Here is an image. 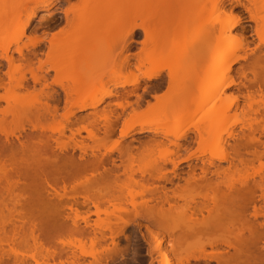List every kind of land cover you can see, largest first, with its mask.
Here are the masks:
<instances>
[{"label":"rangeland","instance_id":"374dc122","mask_svg":"<svg viewBox=\"0 0 264 264\" xmlns=\"http://www.w3.org/2000/svg\"><path fill=\"white\" fill-rule=\"evenodd\" d=\"M37 1H53V5L46 10L40 8L37 10L36 17H34L29 27L26 28L24 36L21 37V39L17 42V45L11 47L10 51V55L12 53L13 58H15L13 69L14 76L18 78L24 75L29 82V88L27 90H19L14 88V85H12L11 87L13 91L11 90L12 96L10 97L9 102L7 103L1 101L0 103V108H5L7 106H12L15 108L13 109L15 113V116L13 117V124L10 122L12 118L9 117L6 123L1 126L6 131L8 128V131L14 136H19L23 130L28 133V131L32 128V125L36 126V128L38 127V131L46 132L47 130V133H52V131H54V134H57L60 130H63L59 126V121L60 125L62 122V126L65 128V123L62 120L64 115L71 111H76L75 109L77 106L83 103L89 104L92 102V100L90 101L89 97H87L89 99L85 98V100H78V98L75 96V88L70 86L69 78L79 74L82 75V78L86 81L88 80L87 78H90L89 80L93 82L92 85L89 86H91L90 91L95 94L94 97L96 98L94 99L100 98V96L103 95L101 94L102 90H106L107 88H113V92L119 91V94L122 96H112L105 98L97 107H95V109L93 108L92 110L88 109L86 111L77 112L75 118L72 119L74 125L71 128V132L76 133L79 131V136H76L77 139L83 141V144L89 147V149H94L102 142L103 143L98 146L100 147L101 152L104 150L108 152L115 147L118 149H126L127 146H129L128 144L132 141L131 143L134 146H131H133V152H135V148L138 147L136 146L138 141H141L147 137H152L153 135L142 133L120 138V130L126 129L128 126L127 124L131 123V121L148 124V126L151 128H156L158 125L160 126L161 124H166V126H168L167 128L169 129V127H171L173 124L172 121L174 116V114L171 113L169 109L173 108L172 105L174 99H176L174 100L175 102L180 99L179 94L182 87L185 86L187 76L190 75L193 70L204 72L210 69V61H207L205 64L201 63L195 65L194 62L191 63V60H189V58L185 57L184 55L179 59L175 57V54H183L187 51H190L189 48L192 43L198 44L201 42V40H203L204 30L214 16L211 15L214 5L210 2H206V6L203 9L204 11L201 15V18L198 17L188 28L185 27V29L181 31V33L183 32V35H181V38L176 41L178 42V45L174 41L176 38L174 37L175 34L172 30V24H170L169 21L170 16L175 14V10L171 5L167 6L164 3H157L153 11L157 17V22H160L161 24L156 22L157 24L155 27L157 26V28H159L158 30L161 29L162 31L167 27V31L163 38H159V40L164 42L163 46L153 49L148 47V49L144 51L146 53L148 52L146 54L147 60L144 59L142 56L143 54L139 52L141 49V42L144 41V36L141 30H135L132 42L130 43V47L128 49V54L130 55L128 64L121 70L117 69L116 71L112 72L114 62L102 61L105 58H103V56L108 47L107 45L112 43L113 39L117 38L119 32H122V38L126 36L123 34L128 32L125 29L130 25L122 24L124 28L122 29L119 27V29L122 31L117 29L118 32L115 30L117 35L113 34L112 36H110L111 34H108L110 33L108 30L105 32L102 31L103 33L101 31H96V33H94V29L92 30L89 27L90 30L88 31L87 28L84 27L86 25V19H88L87 17H89L90 14L93 12H103L104 10L111 8L112 3H110V1L27 0L26 6L23 7V11H21L23 13L21 14L18 25H22L23 22H25L27 16L35 9V7H37ZM108 4L111 7H108ZM197 5L198 4H188L179 6L176 11H179L178 14L180 16H188V14H190L192 10L197 7ZM228 8L229 7L225 9L226 12H228ZM69 9L71 11H69ZM80 10H87L86 19L85 21L83 19L80 21L79 18L76 20L78 22L74 23L75 15L72 13L75 12V14H78L81 12ZM66 11H68L67 15H65ZM242 11L243 10L241 8L234 9L233 16H240V18H242V22L239 27L232 31L225 41L234 42V40L238 38L241 27H245L247 32L249 30V33H247V40L250 43H248L249 45L247 46V49L251 50L259 46L260 41L254 32L256 29V24L250 21L248 15ZM259 17L264 19V9L259 13ZM143 21L144 20L141 15V17L135 19V24H133L138 26L143 24ZM225 22L223 21L222 23L224 24ZM70 24L71 28L73 29L70 28ZM182 29L183 27H181V30ZM61 30L63 31V34H65V37L62 39L63 43H61V46L59 47H57V45L52 46L51 48L48 44V40L52 38L53 33L56 35L58 32L59 34ZM9 31L10 30L5 32V34L11 35L13 33L12 29L10 32ZM126 34L128 35V33ZM72 37H75V40ZM261 39H264V31ZM36 40H40V44H38L37 47L33 48V46H29L31 42ZM85 43L88 44V47L81 46L79 49L75 47V45ZM17 47L22 48L21 55L17 54L15 51ZM50 48L53 50L51 51ZM115 51L113 50V53L110 55L117 56L118 51ZM108 52L110 53L111 51ZM259 52L264 53V45L263 47L261 46ZM70 57H72L74 60L68 61ZM101 57L102 59H100ZM139 57L144 59L145 62L142 67L136 69V59ZM116 58L120 60L119 57ZM99 59L101 62H99ZM117 59H115V66L117 65ZM40 63L42 64L41 70H37L40 66ZM152 63L154 65H152ZM30 69L34 70L39 76H45L47 79V84H50L51 88L44 90V92L41 93L40 90L42 88H40L39 85L32 86L33 84L30 80V73L28 72ZM0 70L7 72L8 68L5 67ZM153 71L155 73L158 72L157 78L151 81H146L144 78H142L144 73H153ZM114 76L116 78H114ZM130 76L134 78L137 77L135 79H138L139 82L137 81L133 85L126 87L124 90L116 87L114 88L111 85L112 80H116L115 82L119 84ZM230 76L232 79H234L235 83L231 87L225 89L224 92L218 91L217 94L221 98H226V100H221L218 105H225L229 100L238 98L237 107H233L224 115L222 114L223 118L227 120V122L223 125L227 124V127H230L235 123L233 131L234 133L238 134L242 126H249L251 124L252 121H250V119L253 118L252 115H244L241 112V108L245 106V102L241 97V93H243L244 96L246 93H248V91H250L255 93L256 99H259V95H261V93L258 92L259 87L254 80L255 76L253 74V70L249 67V62L245 63L244 61H240L239 63L234 64L230 72ZM201 79L196 78L197 81H193L194 88L192 90L193 93L191 92L192 97L193 95H196L194 92L196 89L202 90V88H204L205 90L206 87H202V82L200 83ZM61 84L65 87H68V89L72 91L67 100L63 90L60 87ZM126 91L127 93H135L136 96L134 94L127 96ZM52 92L57 93V95L60 97L59 104L57 105L53 103L51 104V100L48 102V100L45 99V94H51ZM10 93L8 92V95H11ZM0 95H6V92L1 90ZM45 103L51 107L53 105L57 106L58 117L56 118V121L55 119L53 120L55 122L50 120L46 121L49 119L46 117V120L42 118L43 121L40 119L39 122H32L34 121L32 119L33 117H31L33 116L32 111H34V107ZM118 104H121L124 108L121 109L117 106ZM21 111L25 112L21 113ZM91 112L95 113V116L89 118L88 114ZM134 113H138V117L133 118L132 116ZM204 113L205 112H198L194 114L190 112L188 114L189 119H187L193 126V129L187 132V140L190 142L188 150H190V152H195L199 157L197 160L182 163L179 166L177 173L186 171L189 164L200 165V162L205 161L209 153H212L213 151L215 152L217 149L219 150V148H216V146L213 147L212 142L214 136L210 138L209 142H199L200 140L198 139L197 131H202V128L204 129L208 122L215 120V118H219V116L216 117L215 114L220 115V112L213 113L214 115H205ZM116 116L119 117L117 121H115ZM58 118L61 119L59 120ZM132 118L133 120H131ZM104 119L106 120V124H116L114 132L109 136L104 135L103 131L101 130V127H103L102 125L105 122ZM98 127H100V130ZM68 129L66 128V131L64 130L67 132L65 138L70 136L71 132ZM117 141L118 144H116ZM65 143L68 144L69 140L66 139ZM35 145H37V143H35ZM71 145L72 144L69 143V145L66 146L67 150L71 149ZM30 149L33 148L30 147ZM31 151L29 150V152ZM172 152L173 148H169V152L167 153ZM77 154L78 152H76V156ZM187 154L188 153L181 151L180 156L184 158ZM163 155H166V153ZM116 156L117 154L113 153V158H116ZM139 159L141 162L138 160V163L134 162V164H132L133 166L131 165L133 167V169H131L133 171V176L125 177L121 175L123 169L117 173L118 177L120 178L117 181L114 180L117 184L113 183V181L108 176L107 170L110 169H44V171L43 169H40V166L37 167L39 169H20L19 171V169H15V166L13 169V167L9 166L2 168L0 165V189L1 191L3 190V196L0 198V203L2 201H9L12 199L13 196H11V194L15 196L19 195L22 201H26L23 204V209L17 212L23 214L25 219L32 218V221L34 219L40 218L36 220L37 223L34 220V223L37 224V227L40 223L38 228L35 226V229H38L37 231H39L41 228V232L39 231L40 233L35 230L34 234L39 240L32 242L31 237L30 239L27 236V239L25 237H20V234L14 238L12 243L10 242L12 240L9 242L0 243V249L3 248L4 252H7L11 255L24 257L31 264H161L160 260H162V255H164L166 259L168 258L169 264H264V249L262 248V241L264 242V240L260 242L262 246L260 245L259 249L262 248V250L251 249L250 251L235 252L230 249H214L208 247V245H206L208 242L205 243V241H207L206 239L208 238V235L206 234L205 236L204 234H199L203 232V230L201 231V226L199 227V230L196 229L197 231H193L188 228L187 230H190L191 232L185 231L186 228H184L183 223L186 224V221L188 220V216L185 215L188 214L185 204H188V202L190 204V201H193L191 203L192 205L197 204L199 201L201 202L202 197L198 194L201 192L202 194H200L204 196L205 191H195V189L192 190L191 188L184 186L185 184L182 180L175 182L173 186L164 184L165 189L167 190V195L170 198L173 197L171 204L178 206V212H180L179 208H181L182 213L180 212V215L173 214L176 209H174V211L168 212L169 206H164L162 208V211L167 214V216L164 213H160L161 209L159 210L158 208L160 211L158 213L161 220L157 218V215L156 219L158 222L159 220L162 222V225L160 224L159 227L150 225V223L143 218L145 216L144 214L137 215V213L144 211V207H141V205L149 200L151 190H155V188L160 185L157 182L153 183L152 180H148V177H143L140 174L142 171H148L149 169H152L153 159ZM240 159H243V157ZM221 166L226 167L227 164L224 163L221 164ZM55 170H58L57 172L61 175V179L62 176L66 175L64 177V181L68 175L65 184L64 181L61 182V180L56 182V186L58 185L56 187L57 195H60L61 199H64L67 202L69 201L68 204L63 206V209L69 213L71 212V217H74L78 222V225L83 227V231L79 230L81 229L80 226L79 229H75V232L67 230L66 226H64L65 224L63 225L61 220L57 221L59 224L54 221V219L58 220L60 217L58 212L61 211V207L55 208L51 206L50 210H48V207L47 210H44L45 208L42 209L43 207L47 206H44L45 204H48L47 199H49V201L53 200V197H49L48 194L43 190L45 187L43 180L46 177H43L42 175H46L47 173V175L49 174L51 177V173L53 175ZM170 170L171 166H167L164 172L167 173L168 177L172 178L173 176L171 175ZM237 171V174H235L237 178L234 176L237 181L233 177L236 182H247L248 187H253L255 184H260L262 187L264 186V181H261V178L264 177V159H261L259 162L255 161L253 166L249 167L248 169H238ZM115 174L116 173L112 174V177H115ZM91 176H96V180L93 182L91 181L90 184L89 179ZM42 177L44 178L43 180ZM53 177L55 176L53 175ZM58 178H60L59 175ZM183 178H185V176H183ZM225 180V182H227L228 179ZM239 183H235L237 188L239 187ZM11 189H15V192L11 194L9 193V197L7 194ZM119 190H121V192H119ZM117 191L118 193H115ZM263 193L264 191L259 190L256 192V195L261 196ZM111 195H115V198L117 197L118 201L106 204V198H110L108 200L113 199L110 197ZM43 198H47V201ZM93 203L99 204L98 210L95 211ZM262 204H264L263 199H261L259 202V205ZM48 205L50 206V204ZM173 205L171 206L173 207ZM2 211L5 210L3 209ZM2 211L0 213V226L7 225L9 220H11V218L7 217V213H2ZM156 211L157 210L154 212ZM176 211L174 213H176ZM95 212H99V214L96 215ZM160 214L165 216H162V218ZM197 217H199L200 220L201 216L197 215ZM229 217L230 215H228V218ZM82 218L83 220L86 219L88 222V226L86 225L87 228H84V224L82 223L83 220H81ZM263 220V218H259L258 222H263ZM23 222L26 223V220H23ZM60 222L66 231L63 227L61 228ZM68 224L69 225H67V227L70 226L71 222ZM180 227L182 229H180ZM221 231L225 232L223 229ZM204 232H206V230ZM37 233H39V235L41 233L42 234L39 236ZM214 233L215 231L212 234ZM217 233H215V236ZM205 237L207 238L204 239ZM156 239H162L163 241V246L159 252L154 248ZM177 242L180 244V249L178 251V259L176 258V261L172 255L173 253L171 251L170 243L176 244ZM56 254V257L58 258L55 257ZM58 254H60L62 257L60 256V258ZM74 260L75 262H73Z\"/></svg>","mask_w":264,"mask_h":264},{"label":"bare ground","instance_id":"6f19581e","mask_svg":"<svg viewBox=\"0 0 264 264\" xmlns=\"http://www.w3.org/2000/svg\"><path fill=\"white\" fill-rule=\"evenodd\" d=\"M108 1L112 3V7L108 4L109 5L108 7L111 8L109 9L107 8L108 10H104L103 12L102 11L93 12L92 14H90L89 17H87L88 19H86L87 10H83V11L80 10L81 11L80 13L75 14L74 12L72 14L75 15L74 23L78 22L76 20H78L79 18L80 21L81 19H83L84 21L86 19L85 24L87 26L85 25L84 27H86L88 31L90 29L92 30L94 29L95 31L94 33H96V31L105 32L106 30H108L110 33L108 32L107 33L109 35L111 34L110 36H112L113 34H116L115 32L117 31V29H119V27L122 29L124 28L122 24L130 25L128 27L126 26L127 28L125 29L128 31L126 32L128 33V35L126 33L123 34L126 35L127 37L124 36L122 38V32H119L117 38L113 39L112 40L113 42L107 45L108 47L106 46L107 49L103 56V58L104 57L105 58L102 61L114 62L112 72L116 71L117 69L121 70L123 67H125L128 64V60L130 56L128 54V49L130 47V43L132 42L133 34L135 30L136 31L141 30L144 36L143 39L144 41L141 42V49L139 51L140 53L143 54L142 56L144 59H146V54L148 53L144 51H146L148 47L153 49L156 47L163 46L164 42L159 40V38H163L164 34L167 31L166 30L167 27L163 31L161 29H160L161 31L158 30L159 28H157V26L155 27V25L158 22H157V17L153 10L156 7L157 3H164L167 6L171 5L175 10V14L171 15L169 18L170 24H172V30L174 31L175 34L174 36L176 38V39L174 38L175 42L181 38V35H183V32L181 33V31H183L185 27L188 28L195 21V19H197L198 17L201 18V15L203 14L204 11L203 9L206 6V2H210L214 5V9L211 11V15L214 16L213 19L209 22V24H207L204 30L203 40H201V42L198 44L192 43L189 48L190 51H187L188 53L185 52L183 54H175V57L178 59L184 55L185 57L189 58V60H191V63L194 62L195 65L201 63L205 64L207 61H210L211 63L210 69L204 72L193 70L191 74L187 76L185 86L182 87L179 94L180 99L177 102H175L174 100L176 99H174L172 105L173 108L169 109L171 113L174 114L172 121L173 124L171 125V127H169V129L167 128L168 126H166V124L160 123L163 127L161 125L160 126L158 125V127L156 128L155 127L151 128L148 126V124L131 121V123L127 124L128 126L126 129L120 130L119 132L120 138H125L133 134H142V133L153 135L152 137H147L141 141H138L136 145L138 147L135 146L136 147L135 148L136 151L134 150L135 152H133L132 147L134 145L131 143L132 141L128 144L129 146H127L126 149H118L115 147L108 152L105 150L101 152L100 147L98 146L103 143L102 140H101L102 143L99 141L101 144L95 147L96 149L95 148L89 149V147L83 144V141L77 139L76 136H79V131H77L76 133L71 132V128L74 125L72 119L75 118L77 112L86 111L88 109L92 110L93 108L95 109V107H97L105 98L112 96L114 97L122 96L119 94L120 93L119 91L113 92L114 91L113 88L112 89L107 88L106 90L105 89L102 90L101 94L103 95L100 94L101 95V96L99 95L100 98L94 99L96 98L94 97L95 94H93L90 91L91 86H89L92 85L93 82L89 80L90 78H87L88 80L86 81L85 79L82 78V75L79 74L72 77L69 76L70 86L75 88V96L78 98V100H85V98L89 97L90 101L92 100V102L89 104L83 103L77 106V108L75 109L76 111H71L68 114L64 115L62 117V120L65 123L64 124L65 128H63L64 126H62L63 125L62 122L60 125V121H59V126L63 130L59 129L60 130L59 132L56 131L58 132L57 134H54V131H52V133L50 132L47 133L48 132L47 130L46 132L38 131L37 129L38 127L36 128V126L32 125L31 126L32 128L28 131V133H26V131L23 130L19 134V136H14L11 132L8 131V128L6 131L1 126L6 123L9 117L12 118L10 122H12L11 124H13L14 121L13 117L15 116L13 109L15 108H13L12 106L0 108L1 167L5 168L6 166H9V167H13L14 169L15 166V169H19V171L20 169L21 170L36 169L37 167L40 166H41L40 167L41 170L42 169L43 170L44 169L46 170L47 169L49 170L50 169H58V170L110 169L107 170L108 176L113 181V183H116L114 180L117 181L120 179L117 173L120 172L121 169H123L121 175L125 177H131L133 176V171L131 170L133 169L132 164H134V162L138 163V160L140 161L139 158H141L142 160L143 159L145 160L146 158H150L153 159L152 169H149L148 171H142L140 172V174L143 177H148V180H152L153 183L157 182L160 185L157 188H155V190H151L149 200L141 205V207H144L143 209L144 211L142 210L143 212L141 213L139 212L137 213V215L144 214L145 216L143 218L147 222H149L150 225L154 227L155 226L159 227L160 224L162 225V222L160 221L161 218L159 217L158 212L161 211L160 213L163 214L164 212L162 211V208L164 206H169L168 212L174 211V209H176L177 210V211L175 210L176 213H174L175 212L174 211L173 214L180 215V212L182 213L181 208H179L180 212H178V208H177L178 206H174L173 204H171L173 197L170 198L167 195L166 192L167 190L165 189L164 184H169L173 186L175 182H179L182 180L185 184L184 186L189 187L192 190L195 189V191H202V190L205 191L204 196L201 195L202 194L201 192H200L201 194L200 193L198 194L202 197L201 202L199 201L197 202V204L192 205L191 203L193 201H190L191 205L189 204V202L188 204L187 203L185 204V207L187 208L186 210L188 212V214L185 215L188 216V220H189L186 221L187 222L186 224L183 223L184 228H186L185 231L187 232H189L190 230L197 231L201 226L202 228L201 231L203 230V232L199 234H204L205 236L207 234L208 238L207 237L204 238V239L207 238L206 239L207 241H205V243L208 242L206 245L214 249L215 248L227 249V250L230 249L235 252L250 251L251 249L254 250L255 249L262 250V248L264 249V242L262 241L264 240V220L263 222L260 221L258 222L259 218L264 219V204L259 205L260 200L261 199L264 200V193L261 196L256 195L257 191L259 190L264 191L263 188L264 186L262 187L260 184H255L253 187H248L247 182L246 183H244V181L243 183L236 182L237 180L234 177L236 176L235 174H237L236 172H238L237 171L238 169H244V168L248 169L249 167L253 166L255 161L259 162L261 159H264V102H263L264 90H262L264 89V53L259 52L261 46L263 47L264 45V39L263 40L261 39V36L264 31V19L262 17H259V13L261 12V10L264 9V6H262L264 5V0H108ZM26 4H27V0H0V69H3L5 67L8 68L7 72H3L2 70H0V91L4 90L6 92V95L3 96L0 95V103L1 101L7 103L9 102L13 91L11 87L12 85H14V88H17L19 90L21 89L27 90L29 88V82L24 75L18 78L14 76L13 69L15 64V58H13L12 53L10 55L11 47L17 45V42L21 39V37L24 36V32L26 28L29 27L34 17H36L37 10H39V8L43 10L49 9L53 5V1L52 2L40 1L36 3L37 7H35V9L27 16L25 22H23L22 25H18V23L20 22L21 14L23 13L21 11H23L22 9L23 7L26 6ZM188 4H198V5L194 10H192L190 14H188V16H180L178 14L179 11L176 10L179 8V6H184ZM227 7H229L227 10L228 12L225 11ZM236 8H241L243 10L242 12L248 15L250 21L256 24V29L254 32L257 38H259L260 44L259 46L251 50L247 49V46L249 45L248 43H250L247 40L248 39L247 33H249V30L247 32L245 27L240 26L241 31L238 34V38H236L234 42L225 41L226 38L229 37V35L232 33V31L235 30L237 27H239V25L242 22V18H240V16L239 17L237 15H236L237 17L233 16L234 9ZM70 9L69 11H71ZM67 14L68 11L65 12V15ZM141 15L144 20L143 24L138 26L134 25L135 19L141 17ZM223 21L226 22L223 24L222 23ZM71 24H70V28H71ZM158 24L161 23L159 22ZM181 27H183L182 30ZM11 29L13 33L11 35L9 34L6 35L5 32H7L8 30L11 31ZM119 31L122 30L119 29ZM63 37H65V34H63L62 30L60 31L59 34L57 32L56 35L53 33L52 38L48 40V44L50 45L51 48L52 46H57V45H58L57 47H59L61 46V43H63L62 42ZM72 38H74L75 40V37ZM176 43L178 45V42ZM38 44H40V40L31 42L29 46H33L34 48L37 47ZM81 46L88 47V44L85 43V44L75 45L77 49L81 48ZM52 50L53 49H51V51ZM113 50L118 51L117 56L110 55L113 53ZM15 51L17 52V54L21 55L22 48L17 47ZM108 51L111 52L109 53ZM140 53L138 54L141 55ZM116 57H119L120 60L117 59ZM100 59H102V57ZM100 59L99 62H101ZM115 59H117L116 66H115ZM144 59H142L141 57L136 59L137 60V63L135 65L136 69H139L144 65L145 62ZM72 60H74L72 57L68 59V61H72ZM240 61H244L245 63L249 62V67L253 70V74L255 76L254 80L259 87L258 92L261 93V95H259V99H256L255 93L248 91V93H246V95L244 96L243 93H241L242 94L241 97L245 102V106L242 107L241 108L242 111L241 110L240 111L244 115H252L253 118L250 119V121L252 122L249 126H242L239 133L236 134L233 131V127L235 123L230 127H227L228 126L227 124L223 125L224 123L227 122V120L223 118V115L233 107L235 108L237 107L238 98L229 101L227 100L229 103L227 102V104L219 106L218 103L223 99L226 100V98L224 97L221 98L217 93L218 91L224 92L225 89L234 85L235 81L234 79L231 78L230 72L232 70L233 65L239 63ZM41 65L42 64L40 63V66L38 67L37 70H41ZM152 65L154 64L152 63ZM28 72L30 73V80L33 84L32 86L39 85L40 88H42L40 90L41 93H43L44 90L51 88V85L47 84V79L45 78V76L37 75L35 71L32 69H30ZM150 72L144 73L142 78H144L146 81H151L157 78L158 72L156 73L154 71L153 73ZM114 78L116 77L114 76ZM135 78L130 76L129 78H126V80H124L119 84L115 82L116 80H112L111 85L114 88L116 87L121 90H124L126 87L131 86L138 81V79ZM196 78L198 79L202 78L200 83L202 82L201 83L202 87L204 86L206 88L205 90L204 88H202V90L196 89L194 91L196 95L195 96L193 95L192 97V93H193L192 90L194 88L193 81H197ZM170 79L173 80L172 78ZM60 87L63 90L65 94V98L67 100L72 91L69 90L68 87L63 86L62 84L60 85ZM9 90L10 91L12 90L11 93ZM8 92L11 95H8ZM123 93L125 94L124 91ZM126 94L127 96L133 94L135 95V93H131V92L127 93V91ZM90 96H92L93 98ZM45 97H46L45 99H47L48 102H50L49 100L52 101L51 104L52 103L56 105L59 104L60 97L57 95V93L54 92H52L51 94L46 93ZM117 106L120 107L121 109L124 108L121 104H118ZM24 112L25 111H21V113ZM32 112H33L32 114L33 116L31 117H33L32 119L34 120L32 122L35 121L39 122L40 119L42 120V118L45 119L46 117L49 118V119L46 118L47 119V120L45 119L46 121L48 120L53 121L54 119L56 121V118L58 117L57 106L53 105L51 107L46 103L34 107V111ZM190 112L194 114L198 112H205L204 113L205 115L206 114L210 115L213 113L220 112V115L215 114V116L216 117L219 116V118L217 119L215 118V120L208 122L205 125L204 129L202 128V131L200 130L197 131V136L198 139L200 140L199 142H203V141L209 142L210 138L214 136L212 142L213 147L216 146V148H219V150L217 149V151L215 152L213 151L212 153H209L205 161L200 162V165L189 164L187 166L186 171L184 172L181 171L180 173H177V170L179 169V166L182 163L190 162L192 160H197L199 157L196 155L195 152H190V150H188V146L190 145V142L187 140L188 139L187 132L193 129V126L190 124L188 120L189 119L188 114ZM88 116L89 118H91L95 116V113L91 112L90 114H88ZM132 117L133 118L138 117V113H134ZM133 118L131 120H133ZM118 119L119 117L116 116L115 121H117ZM102 126L103 127H101V130L103 131V134L106 136L111 135L116 128V124H109V123L106 124V120ZM66 128L71 132L68 138L67 137L65 138V135L67 133L65 132ZM98 129L100 130V127H98ZM66 139H68L69 143L72 144L70 150H67L66 148V146L69 145V143L68 144L65 143ZM35 143H37V145H35ZM116 144H118V141L116 142ZM30 147L33 149H30ZM169 148H173L172 153H167L169 152ZM29 150L32 151L29 152ZM181 151H184L188 154L184 158H182V156H180ZM76 152H78L77 156H76ZM113 153L117 154L116 158H113ZM165 153L166 155H163ZM239 157L240 158L243 157V159H240ZM224 163L227 164L226 167L221 166V164ZM167 166H171L170 172L171 175L173 176L172 178L168 177L167 173L164 172ZM58 170H55V172L53 173V175L56 178L53 177L52 173H51L52 179L49 176V174L47 175L46 172H44L46 173V175H42L43 177H46L45 179L42 177V180L44 179L43 183L45 185L43 190L48 194L49 197L50 196L53 197L52 201H49V199L46 198L50 206L48 204H45L47 200L43 198L44 200H46L44 202L45 205L44 204L43 205L44 206L47 205V206L46 207L42 206L43 207L42 209L45 208L44 210H47L48 207L49 208L48 210H50L51 206L55 208L61 207V211L58 212L60 219L59 218L58 220L54 219V221L57 222L61 220L63 225L65 224L64 226H66L67 230L75 232V229H79L80 225H78V222L75 220L74 217L73 218L71 217L70 214L71 212L69 213L65 211V209H63V206L68 204L69 201L67 202L64 199H61L60 195H57L56 187L58 185L56 186L57 184L56 182H59L60 180L61 182H63L64 177L66 176V175L62 176L61 179V175L58 174L57 172ZM114 173H116L115 177H112V174ZM58 175L60 176V178H58ZM183 176H185V178H183ZM47 177H49L50 179ZM233 177L236 181L233 179ZM67 178L68 175L66 179ZM225 179H228L227 182H225L226 181ZM89 180L91 184V181L93 182L96 180V176H91ZM261 181H264V177L261 178ZM235 183H239L238 188L237 185H235ZM13 192H15V189L9 190L7 195H9L10 197V194ZM119 192H121V190H119ZM115 193H118V191ZM2 194H3V190L1 191L0 189V198L3 196ZM11 196H13V198L10 199L9 201L6 200L0 203V213L4 209L5 211H2V213L3 212L7 213V217L11 218V220H9V223L7 225L0 226V243L9 242L10 240H12L10 241L12 243L14 238L20 234H21L20 237H25L27 239L28 237L29 238L31 237L32 242L39 240L35 237L34 234L36 230L35 226L37 227L36 220L40 218L34 219L36 223H34V220L32 221V218L25 219L24 215L20 214L17 211L19 210L21 211L23 209V204L25 203L26 200L22 201L19 195L15 196L11 194ZM113 196L112 195L110 196L113 198L111 200H108L110 198L108 199L106 198L105 203L110 204L111 202L118 201V198L117 197L115 198V195ZM171 205H173V207ZM93 206L95 211L99 209V204L93 203ZM158 208L159 210L160 209L161 210L159 211ZM155 210L157 211L154 212ZM95 213L96 215L99 214V212H95ZM156 215L157 218L160 219L159 222L156 219ZM165 215L167 216V214ZM197 215L201 216L200 220L199 217H197ZM228 215H230L229 218ZM162 216L163 215H161V217ZM23 220H26V223H24ZM81 220H83V218ZM69 222H71V224L69 227H67V225H69L68 224ZM62 223H61V228L63 227ZM82 223L84 224V228H87L88 222L86 221V219H84ZM187 228L190 230L188 231ZM82 229L83 227H81V229L79 230L83 231ZM180 229L182 228L180 227ZM222 229L225 232H222L221 231ZM205 230L206 232H204ZM214 231L215 233L217 232L221 234L223 233L222 234L223 236L219 233H217V235L215 236V233L212 234ZM39 233L37 234L39 235ZM261 241L263 243L262 244L263 247L259 249L261 245L260 243ZM154 245H155L154 246L155 250L159 252V250L163 246L162 239L161 240L156 239ZM170 247L173 253L172 255L174 256V260L177 261L180 244L178 242L176 244L170 243ZM60 254H58L59 257L62 255ZM56 256L57 254L55 255V257ZM161 258H162V260H160L161 264H169L168 258L166 259L164 255H162ZM73 262H75V260ZM0 264H31V263L26 258L20 257L18 255L17 256L11 255L7 252H4L3 248H1ZM175 264H179V263H175Z\"/></svg>","mask_w":264,"mask_h":264}]
</instances>
